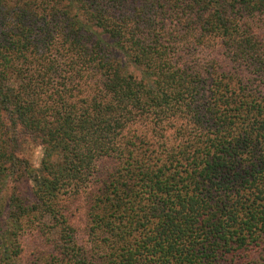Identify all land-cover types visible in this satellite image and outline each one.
Segmentation results:
<instances>
[{"label":"trees","instance_id":"obj_1","mask_svg":"<svg viewBox=\"0 0 264 264\" xmlns=\"http://www.w3.org/2000/svg\"><path fill=\"white\" fill-rule=\"evenodd\" d=\"M0 264H264V0H0Z\"/></svg>","mask_w":264,"mask_h":264},{"label":"rangeland","instance_id":"obj_2","mask_svg":"<svg viewBox=\"0 0 264 264\" xmlns=\"http://www.w3.org/2000/svg\"><path fill=\"white\" fill-rule=\"evenodd\" d=\"M211 47L208 49V52L211 56H217L218 53L222 50L221 42H212ZM28 155L32 157L36 166L40 165L42 158V150L39 146L31 147ZM111 165L109 160H103L99 163V171L102 174L106 173L107 168ZM97 187V185H95ZM86 197L82 196L77 200L69 201V209L73 212L72 221L74 225L78 228L79 237H85V228L87 223L86 218ZM39 240L34 235H28L25 238V246L27 250L28 258L31 257V252L34 247L38 244Z\"/></svg>","mask_w":264,"mask_h":264}]
</instances>
